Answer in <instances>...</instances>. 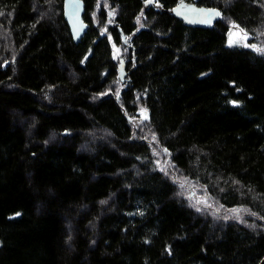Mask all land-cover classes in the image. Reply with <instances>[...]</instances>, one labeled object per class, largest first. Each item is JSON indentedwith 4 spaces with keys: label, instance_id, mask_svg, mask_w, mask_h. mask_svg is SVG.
<instances>
[{
    "label": "trees",
    "instance_id": "1",
    "mask_svg": "<svg viewBox=\"0 0 264 264\" xmlns=\"http://www.w3.org/2000/svg\"><path fill=\"white\" fill-rule=\"evenodd\" d=\"M83 1L0 0V264H264V0Z\"/></svg>",
    "mask_w": 264,
    "mask_h": 264
},
{
    "label": "water",
    "instance_id": "2",
    "mask_svg": "<svg viewBox=\"0 0 264 264\" xmlns=\"http://www.w3.org/2000/svg\"><path fill=\"white\" fill-rule=\"evenodd\" d=\"M147 5L158 6L155 0H148ZM84 13L85 3L83 0H65V19L70 27L75 43H80L82 41L90 27L83 19ZM172 13L177 18L183 20L186 25L202 28H213L222 17V11L219 8L200 6L194 2L189 3L185 0L174 6L172 8ZM127 76L126 63L125 60L122 59L119 68V77L123 84L128 81Z\"/></svg>",
    "mask_w": 264,
    "mask_h": 264
},
{
    "label": "rangeland",
    "instance_id": "3",
    "mask_svg": "<svg viewBox=\"0 0 264 264\" xmlns=\"http://www.w3.org/2000/svg\"><path fill=\"white\" fill-rule=\"evenodd\" d=\"M248 34L239 27H232L229 33L228 44L232 47L247 46Z\"/></svg>",
    "mask_w": 264,
    "mask_h": 264
},
{
    "label": "bare ground",
    "instance_id": "4",
    "mask_svg": "<svg viewBox=\"0 0 264 264\" xmlns=\"http://www.w3.org/2000/svg\"><path fill=\"white\" fill-rule=\"evenodd\" d=\"M118 75H119V73H117V76H118ZM119 79H120V77H119ZM120 81H121V80H120ZM152 141H153V140H152ZM154 152H155V151H154ZM164 172H165V171H164ZM172 172H173V170H172ZM173 174H176V173H173ZM170 177H172V176H170ZM170 177H169V178H170ZM176 177H177V176H176ZM170 179H171V178H170ZM183 179H184V178H183ZM173 180H174V179H173ZM178 181H179V180H178ZM174 182H175V180H174ZM185 182H186V181H185ZM187 182H188V181H187ZM176 183H177V182H176ZM179 183H182V182H179ZM185 185H186V184H185ZM198 185H199V184H198ZM179 186H180V185H179ZM182 186H183V185H182ZM189 186H190V185H189ZM193 186H194V185H193ZM204 186H205V185H204ZM187 187H188V186H187ZM201 187H203V186H201ZM184 188H186V187H184ZM207 188H208V187H207ZM180 189H181V188H180ZM195 189H196V188H195ZM199 189H200V188H199ZM209 189H210V188H209ZM209 189H208V190H209ZM189 190H191V189H189ZM210 191H211V190H210ZM179 192H181V191H179ZM199 192H201V191H199ZM202 192H204V191H202ZM208 192H209V191H208ZM215 192H216V191H215ZM187 194H188V193H187ZM209 194H210V193H209ZM194 195H195V194H194ZM215 195H217V194H215ZM186 196H187V195H186ZM198 196H199V195H198ZM192 197H193V196H192ZM192 197H191V198H192ZM212 197H213V196H212ZM212 197H211V198H212ZM188 198H190V197H187V199H188ZM195 198H196V197H195ZM195 198H194V199H195ZM198 199H199V198H198ZM198 199H197V201H199ZM205 199H206V198H205ZM207 199H210V198H207ZM213 199H214V197H213ZM215 199H216V198H215ZM195 201H196V200H195ZM192 202H194V201H192ZM208 202H209V201H208ZM214 204H215V203H214ZM194 205H195V204H194ZM198 206H199V205H198Z\"/></svg>",
    "mask_w": 264,
    "mask_h": 264
}]
</instances>
